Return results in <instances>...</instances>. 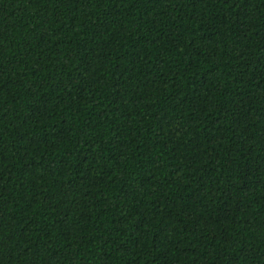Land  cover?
Here are the masks:
<instances>
[{
    "label": "trees",
    "instance_id": "16d2710c",
    "mask_svg": "<svg viewBox=\"0 0 264 264\" xmlns=\"http://www.w3.org/2000/svg\"><path fill=\"white\" fill-rule=\"evenodd\" d=\"M0 264H264V0H0Z\"/></svg>",
    "mask_w": 264,
    "mask_h": 264
}]
</instances>
